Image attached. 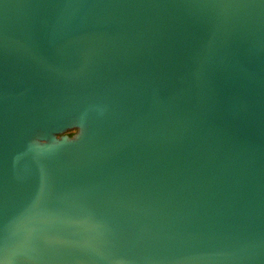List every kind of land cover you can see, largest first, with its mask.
<instances>
[{
  "label": "water",
  "instance_id": "1",
  "mask_svg": "<svg viewBox=\"0 0 264 264\" xmlns=\"http://www.w3.org/2000/svg\"><path fill=\"white\" fill-rule=\"evenodd\" d=\"M0 264H264V0H0Z\"/></svg>",
  "mask_w": 264,
  "mask_h": 264
},
{
  "label": "rangeland",
  "instance_id": "2",
  "mask_svg": "<svg viewBox=\"0 0 264 264\" xmlns=\"http://www.w3.org/2000/svg\"><path fill=\"white\" fill-rule=\"evenodd\" d=\"M71 134L73 133V132H70Z\"/></svg>",
  "mask_w": 264,
  "mask_h": 264
},
{
  "label": "trees",
  "instance_id": "3",
  "mask_svg": "<svg viewBox=\"0 0 264 264\" xmlns=\"http://www.w3.org/2000/svg\"><path fill=\"white\" fill-rule=\"evenodd\" d=\"M69 135H71V133H69Z\"/></svg>",
  "mask_w": 264,
  "mask_h": 264
}]
</instances>
